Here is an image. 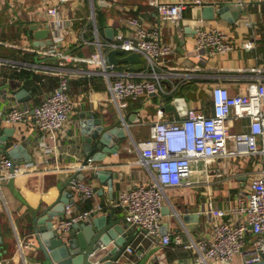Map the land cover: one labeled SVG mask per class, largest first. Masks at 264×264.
<instances>
[{
  "label": "crops",
  "instance_id": "1",
  "mask_svg": "<svg viewBox=\"0 0 264 264\" xmlns=\"http://www.w3.org/2000/svg\"><path fill=\"white\" fill-rule=\"evenodd\" d=\"M97 1L94 10L104 15L105 28L111 27L114 34L128 31L121 25L122 20L128 16L137 17L148 27L160 25L163 42L175 48V53L165 69L168 75L173 76L163 84L168 93L142 96L129 101L128 107L119 109L110 101L106 80L99 74L103 70L102 66L95 63L99 57L97 47L73 41L82 28L91 32L93 24L90 19V4L86 2L81 7L75 4L73 8L64 6L67 15L75 17L67 32L72 36L67 39L70 54L76 58L69 66L90 70L92 73L71 79L69 96L74 108L63 130L57 132L54 140H46L53 148L50 152L40 148L38 142L42 133L34 128L31 114L25 123L15 125L4 122L2 116L0 117V135H7L6 129H13L8 141L0 143V155L5 152L3 148L9 150L20 144L30 154L29 161L34 165L30 174L14 178L13 188L8 181H3L0 185V264H40L41 255L37 249L27 250L20 245L31 234L26 222L30 216L28 209L54 204L62 190L69 193V203L74 208L85 210L87 202H90L91 206L102 207L96 217L114 213L124 224V211L113 207L120 191L138 184H149L152 180L147 169L139 163L140 155L136 144L150 136V125L154 121L183 117L177 109L163 111L161 108L172 104L175 98L182 97L187 107H204L209 113L211 85H224L231 94L245 93L250 84L256 82L258 75L264 76V1H247L245 13L233 23L219 17L205 19L210 26L226 33L234 44V49L229 53L217 55L198 49L194 42V19L196 16L201 17L202 7L190 6L183 12L180 20L160 23L156 10L151 5L156 0H106L107 4L104 6ZM210 1L219 0H204ZM42 2L43 0H0V112H3L8 102L32 110L56 86L53 76L43 74L38 75L48 76L44 85L36 88L34 85L23 84L21 80L12 77L14 69L8 64L10 60H22L27 54H32L31 58L27 56L28 61L52 67L54 61L51 58L40 56L48 46V36L43 35L37 39L35 30L31 29L33 25L39 30L46 27ZM104 29L99 30L101 39H107ZM245 41L253 43L251 50L243 48ZM108 70L111 71L109 68ZM114 71L124 74L125 78L141 79L138 74L141 70H133L130 63H117ZM186 82H190L189 91H184L183 95H174L176 87ZM204 89H207L204 92L206 99L202 103L199 93ZM172 94L171 99L166 100ZM94 119H100L105 129L121 124V119H124L126 137L119 141L120 148L117 153L104 154L100 159L93 160L91 168L77 171L86 156L94 158L102 152V148L97 147V141L94 140L93 148L89 151H85L83 147L82 130L93 129L89 124ZM244 124L245 121L232 123L233 129L239 130ZM21 159L22 154L16 161L20 162ZM259 168L257 156L217 160L207 170H204L202 163H195L190 176L191 185L165 190L166 199L159 236L150 239L138 230H132L134 239L130 245L134 250L141 246L142 252H133L129 260L124 258L126 264H137L150 253V259L160 264H194L197 254L195 249L181 245L162 246V235L179 234L185 242L209 237L212 222L204 214L209 203L215 207L236 206L235 197L249 192L250 181ZM97 170L115 175L112 187L109 186L106 176L102 179L95 177ZM77 172L92 185L93 198L86 199L69 186L65 187L67 180ZM186 211L200 215L197 225L192 229L189 228L190 222L181 219ZM224 219L230 220L231 216L226 215ZM207 262L215 263L213 260ZM243 263V256L237 255L231 262L218 264Z\"/></svg>",
  "mask_w": 264,
  "mask_h": 264
},
{
  "label": "built area",
  "instance_id": "2",
  "mask_svg": "<svg viewBox=\"0 0 264 264\" xmlns=\"http://www.w3.org/2000/svg\"><path fill=\"white\" fill-rule=\"evenodd\" d=\"M96 1L43 0V19L49 29L48 38L51 44L44 48L40 56L51 58L54 61L52 67L23 60L8 62L16 71L26 69L58 78L56 86L32 110L8 102L1 114L2 120L11 125L25 123L31 114L34 128L42 133L38 144L44 151L50 152L53 149L46 140H54L72 114L74 105L69 96L70 80L92 73L90 70L69 66L76 58L70 54L67 44V39L72 37L67 33L68 28L75 20L64 9L68 3L77 4L79 7L86 2L90 4V19L93 24L91 32L82 28L73 41L97 47L99 57L95 63L103 68L99 74L106 80L110 101L119 109H124L131 100L159 92L168 93L163 84L173 76L168 75L165 69L175 53V48L163 42L160 25L148 27L137 17L128 16L121 22L127 32H118L110 40L101 39L94 10ZM247 1L252 0H236V4L245 7ZM205 3L204 0H156L151 5L155 8L160 23H163L180 20L183 12L190 6L203 7ZM208 23L200 16L194 19V42L197 48L205 49L210 55L232 51L234 44L229 36ZM242 46L251 50L253 43L245 41ZM112 49H120L125 54L136 52L140 55L144 64L138 73L141 79L125 78L124 74L114 71L115 64H108L101 54L103 50L108 52ZM255 80L247 92L237 94H231L224 85H211L209 113L204 107H188L181 119L157 120L151 123L150 136L136 144L140 155L139 163L151 175V183L138 184L120 191L113 205L115 209L124 211V223L128 229L138 230L145 237L156 239L159 236L166 199L165 190L191 185L190 176L195 163H202L204 170H207L217 160L257 156L260 162L258 173L250 181L249 192L235 197L236 206L215 207L209 203L204 212L212 222L209 237L185 242L179 234H164L161 244L165 247L181 245L195 249L197 254L194 264H207L208 260L228 263L237 255H242L247 264L264 260V76L258 75ZM242 121L245 124L239 130H234L232 123ZM12 161L7 152L0 155V185L10 178L30 174L34 167L29 160L13 166ZM92 164L93 157L89 156L87 164L83 165L81 162L77 171L91 168ZM68 186L86 199L94 197L92 185L78 179L75 174L69 178ZM101 210L99 205L79 210L69 203L65 206L63 216L55 220L53 228L65 233L73 224L87 221ZM226 215H230L231 219L225 220ZM20 245L27 250L37 248L33 235L27 236ZM133 252L134 247L129 245L126 249L127 260Z\"/></svg>",
  "mask_w": 264,
  "mask_h": 264
},
{
  "label": "water",
  "instance_id": "3",
  "mask_svg": "<svg viewBox=\"0 0 264 264\" xmlns=\"http://www.w3.org/2000/svg\"><path fill=\"white\" fill-rule=\"evenodd\" d=\"M99 5H106V1H97ZM245 13V8L236 4L232 0H219L206 2L201 8V17L203 19L212 20L219 17L229 23L237 21L240 16ZM35 30L36 38L49 34L48 27L44 30H39L37 26H31ZM107 39H112L114 30L111 27L104 29ZM48 45L51 44L49 40ZM108 64L116 63H130L133 70H142V59L136 52L125 54L120 49H112L106 52H101ZM118 56H121L120 58ZM177 109L183 116L187 112V104L184 98L177 97L172 104H166L161 110H175ZM2 112H0L1 117ZM120 119V118H119ZM124 119H121V124H117L112 128L105 129L100 119H94L89 125L93 129L82 130L84 135V150L89 151L93 148L92 141H97V147L102 148L100 154L95 155L93 160L100 159L104 154L117 153L120 144L119 141L126 137L124 130ZM121 125V126H120ZM7 135H0V143L7 142L9 134L11 135L13 129L5 130ZM89 135V136H87ZM5 152L12 158V166L19 163L16 159L22 154L20 162L30 160V154L26 151L23 145L17 144L9 150L3 148ZM83 160L82 164H87V158ZM12 170V169H11ZM78 179H83V175L79 172L75 174ZM107 177L109 186L112 187L115 175L107 174L102 170L95 172V177ZM14 179L10 178L8 184L13 188ZM69 179L65 187L68 186ZM69 193L62 190L59 199L52 205L45 207L29 208V217L26 222L28 228L31 230L36 243L37 250L40 253V264H126V249L134 239V234L131 229H128L121 218H116L114 213L97 216L94 214L91 219L83 222H77L72 225L69 231L60 233L53 228L56 219H59L64 214V209L69 204ZM164 209H162L163 211ZM182 216L184 222H190L189 228H194L200 215L197 213L185 212ZM1 243V236H0ZM141 246L134 252L141 254ZM134 254V253H133ZM132 254V255H133ZM151 254V253H150ZM150 254L144 256L137 264H160L158 261H152ZM131 255V256H132ZM213 264H218L215 262ZM247 264V263H243ZM252 264H264V260Z\"/></svg>",
  "mask_w": 264,
  "mask_h": 264
},
{
  "label": "trees",
  "instance_id": "4",
  "mask_svg": "<svg viewBox=\"0 0 264 264\" xmlns=\"http://www.w3.org/2000/svg\"><path fill=\"white\" fill-rule=\"evenodd\" d=\"M96 12V22H97V27L98 29L101 31L105 28V20H104V15L100 12V11H95ZM27 56H30V58L32 57V54H27ZM27 56L22 59L23 61H28ZM30 60V59H29ZM12 77L17 78L18 80H21V82H23V84H30V85H34V87H40L41 85H44V83L46 82V78H48V76L44 77V76H40L36 73H33L31 70H26V69H21L19 71L14 70V73L12 74ZM52 80L54 81V84H57L58 82V78L57 77H52ZM72 83V81L70 80V84ZM190 89V82H186L182 85H178L176 87V90L173 92L174 95H183L184 91H189ZM173 96L170 95L168 97H166V100L171 99V97ZM87 209L91 207L90 202H87L86 206Z\"/></svg>",
  "mask_w": 264,
  "mask_h": 264
},
{
  "label": "rangeland",
  "instance_id": "5",
  "mask_svg": "<svg viewBox=\"0 0 264 264\" xmlns=\"http://www.w3.org/2000/svg\"><path fill=\"white\" fill-rule=\"evenodd\" d=\"M68 7H75V4L73 5L72 3H68L67 5ZM205 91H207V89H204L202 90L200 93H199V99L202 101V103H204V100L206 99V96H205Z\"/></svg>",
  "mask_w": 264,
  "mask_h": 264
}]
</instances>
